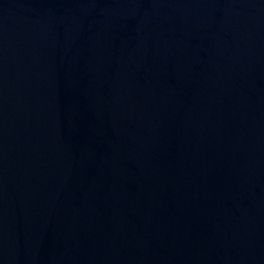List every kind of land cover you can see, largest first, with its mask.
<instances>
[{
    "label": "water",
    "instance_id": "water-1",
    "mask_svg": "<svg viewBox=\"0 0 264 264\" xmlns=\"http://www.w3.org/2000/svg\"><path fill=\"white\" fill-rule=\"evenodd\" d=\"M0 264H264V0H0Z\"/></svg>",
    "mask_w": 264,
    "mask_h": 264
}]
</instances>
